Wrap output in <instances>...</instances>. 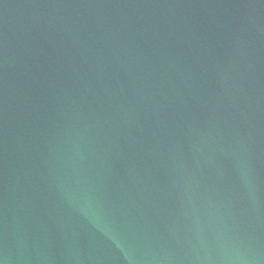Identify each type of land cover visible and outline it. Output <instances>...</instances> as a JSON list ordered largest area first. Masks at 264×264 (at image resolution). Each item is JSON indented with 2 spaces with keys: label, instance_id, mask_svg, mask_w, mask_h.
<instances>
[{
  "label": "water",
  "instance_id": "1",
  "mask_svg": "<svg viewBox=\"0 0 264 264\" xmlns=\"http://www.w3.org/2000/svg\"><path fill=\"white\" fill-rule=\"evenodd\" d=\"M0 264H264V0H0Z\"/></svg>",
  "mask_w": 264,
  "mask_h": 264
}]
</instances>
